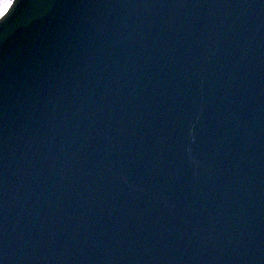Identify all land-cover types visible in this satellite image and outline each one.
<instances>
[{"label": "water", "instance_id": "1", "mask_svg": "<svg viewBox=\"0 0 264 264\" xmlns=\"http://www.w3.org/2000/svg\"><path fill=\"white\" fill-rule=\"evenodd\" d=\"M14 2L0 262L264 264V0Z\"/></svg>", "mask_w": 264, "mask_h": 264}, {"label": "snow or ice", "instance_id": "2", "mask_svg": "<svg viewBox=\"0 0 264 264\" xmlns=\"http://www.w3.org/2000/svg\"><path fill=\"white\" fill-rule=\"evenodd\" d=\"M15 5L14 0H3V2L0 3V13H2V15H0V23H3L7 19L10 10L13 9ZM0 264H2V262H0Z\"/></svg>", "mask_w": 264, "mask_h": 264}, {"label": "rangeland", "instance_id": "3", "mask_svg": "<svg viewBox=\"0 0 264 264\" xmlns=\"http://www.w3.org/2000/svg\"><path fill=\"white\" fill-rule=\"evenodd\" d=\"M2 2H3V0H2ZM2 2H1V0H0V3H2ZM1 14H2V13H0V15H1Z\"/></svg>", "mask_w": 264, "mask_h": 264}]
</instances>
